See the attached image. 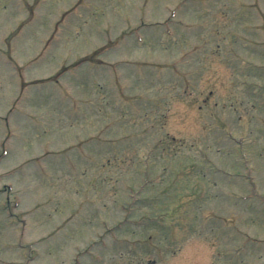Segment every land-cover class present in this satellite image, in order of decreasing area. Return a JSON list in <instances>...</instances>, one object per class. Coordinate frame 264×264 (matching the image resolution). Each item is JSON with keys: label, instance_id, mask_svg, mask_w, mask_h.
Here are the masks:
<instances>
[{"label": "rangeland", "instance_id": "1", "mask_svg": "<svg viewBox=\"0 0 264 264\" xmlns=\"http://www.w3.org/2000/svg\"><path fill=\"white\" fill-rule=\"evenodd\" d=\"M206 1L0 0V264H264V0Z\"/></svg>", "mask_w": 264, "mask_h": 264}]
</instances>
